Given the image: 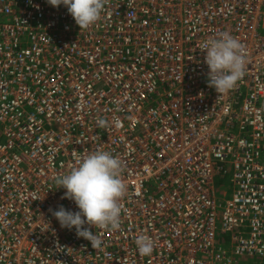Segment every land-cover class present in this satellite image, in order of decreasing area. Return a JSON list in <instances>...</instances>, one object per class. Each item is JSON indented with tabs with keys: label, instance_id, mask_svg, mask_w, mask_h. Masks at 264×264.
<instances>
[{
	"label": "built area",
	"instance_id": "2783aa9c",
	"mask_svg": "<svg viewBox=\"0 0 264 264\" xmlns=\"http://www.w3.org/2000/svg\"><path fill=\"white\" fill-rule=\"evenodd\" d=\"M222 32L247 64L219 95L201 45ZM96 150L126 192L119 230L85 225L93 248L52 212L78 211L55 179ZM243 258L264 264V0H105L82 29L63 5L0 0V264Z\"/></svg>",
	"mask_w": 264,
	"mask_h": 264
},
{
	"label": "clouds",
	"instance_id": "9594fccd",
	"mask_svg": "<svg viewBox=\"0 0 264 264\" xmlns=\"http://www.w3.org/2000/svg\"><path fill=\"white\" fill-rule=\"evenodd\" d=\"M48 3L54 7L65 6L80 29L96 24L105 7V0H48ZM201 48L209 69L208 87L219 95L236 87L246 71L247 55L243 44L230 33L222 32L217 38L206 40ZM97 125L103 128L107 121L98 119ZM122 168L117 156L96 150L81 157L69 173L55 179L57 189L65 190L63 198L73 201L78 211L67 210L61 205L52 215L62 228L75 229L77 237L89 241L93 248L99 247L101 240L85 225L111 230H119L121 226L119 201L126 192L121 179ZM135 244L141 255L152 253L153 244L149 238L138 236Z\"/></svg>",
	"mask_w": 264,
	"mask_h": 264
},
{
	"label": "rangeland",
	"instance_id": "374dc122",
	"mask_svg": "<svg viewBox=\"0 0 264 264\" xmlns=\"http://www.w3.org/2000/svg\"><path fill=\"white\" fill-rule=\"evenodd\" d=\"M252 259H249V258H243V259H240L239 262H244V263H247V264H257L258 262L256 261H251Z\"/></svg>",
	"mask_w": 264,
	"mask_h": 264
},
{
	"label": "trees",
	"instance_id": "16d2710c",
	"mask_svg": "<svg viewBox=\"0 0 264 264\" xmlns=\"http://www.w3.org/2000/svg\"><path fill=\"white\" fill-rule=\"evenodd\" d=\"M227 185V180L225 181H218V189H221L222 187H225Z\"/></svg>",
	"mask_w": 264,
	"mask_h": 264
}]
</instances>
